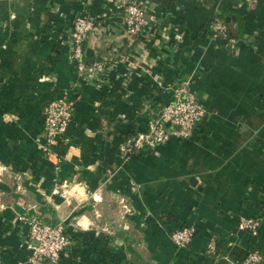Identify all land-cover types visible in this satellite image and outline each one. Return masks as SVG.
Listing matches in <instances>:
<instances>
[{
  "label": "crops",
  "instance_id": "obj_1",
  "mask_svg": "<svg viewBox=\"0 0 264 264\" xmlns=\"http://www.w3.org/2000/svg\"><path fill=\"white\" fill-rule=\"evenodd\" d=\"M82 1L0 0L3 262L30 254L18 198L45 222L62 223L70 244L57 264H238L252 250L264 254V219L256 236L237 229L240 217L264 216V0H147L154 23L132 42L126 0H89L95 28L84 59L104 64L100 84L79 82L68 62L64 37ZM218 15L233 33V17L240 19L232 48L202 34ZM189 78L207 111L192 138H171L126 160L127 140ZM65 92L74 107L56 162L39 149L42 112ZM75 185L87 199L68 194ZM81 216L91 221L87 229ZM185 226L195 233L180 249L170 234ZM210 236L214 256L205 255Z\"/></svg>",
  "mask_w": 264,
  "mask_h": 264
},
{
  "label": "built area",
  "instance_id": "obj_2",
  "mask_svg": "<svg viewBox=\"0 0 264 264\" xmlns=\"http://www.w3.org/2000/svg\"><path fill=\"white\" fill-rule=\"evenodd\" d=\"M89 4V0L81 2L79 14L73 18L65 34L64 43L67 48L68 62L73 66L77 80L83 83L100 84L105 70L104 64L98 61L88 62L84 59L83 44L95 28V19L87 13ZM123 12L125 33L131 42L145 27L154 23V18L149 13L147 0H126ZM209 41L221 42L227 47L233 46L236 42L227 37L225 26L218 19H214L211 23ZM190 85L189 78L170 88V100L161 108L156 117L147 122L145 131L135 133L127 140L123 150L126 160L143 150L163 145L171 138L183 140L192 138L197 124L205 117L207 111L191 90ZM73 107L74 99L65 92L64 95L47 103L42 112L44 141L39 144V149L47 158L54 156L56 162L61 160L57 150L68 144L65 133L72 120ZM61 196L64 197L65 193L62 192ZM15 205L20 209L16 214V219L28 228L25 244L30 254L25 261L14 264H33L40 260H45L49 264H57L65 248L70 244V238L62 223L52 225L45 222L38 215L35 206L21 198L15 201ZM1 209L3 207L0 205ZM263 219L264 216L263 218L240 217L237 229L256 236ZM194 233L193 227L185 226L172 232L170 239L177 248L185 249L192 241ZM216 251V237L210 236L205 255L214 256ZM0 264H5L1 253ZM238 264H264V254L252 250Z\"/></svg>",
  "mask_w": 264,
  "mask_h": 264
},
{
  "label": "trees",
  "instance_id": "obj_3",
  "mask_svg": "<svg viewBox=\"0 0 264 264\" xmlns=\"http://www.w3.org/2000/svg\"><path fill=\"white\" fill-rule=\"evenodd\" d=\"M230 13V12H229ZM232 13L229 14V16L231 15ZM235 20L234 22L236 23V26H235V30H236V33H233L231 32L228 28H227V22H225L224 20V15H218L216 16L215 19H218L220 20L224 26H225V29H226V34H227V37L229 39H232V40H235L237 41L239 38H240V32H242V27H241V23L239 22V18H237L236 16L233 17ZM239 19V20H238ZM213 21V20H212ZM208 23L203 29H202V34L206 36V40L209 41V35H210V32H211V23ZM38 212V215L42 218V216L40 215V212ZM50 224V223H49ZM52 225H55V224H52ZM126 240L129 242V243H133V239L131 237H127ZM127 244V247L129 249V252L131 254H133L135 257H137L138 255L136 254L135 250L134 249H131L130 247V244ZM147 264V263H146Z\"/></svg>",
  "mask_w": 264,
  "mask_h": 264
},
{
  "label": "clouds",
  "instance_id": "obj_4",
  "mask_svg": "<svg viewBox=\"0 0 264 264\" xmlns=\"http://www.w3.org/2000/svg\"><path fill=\"white\" fill-rule=\"evenodd\" d=\"M75 152V149H72L71 147L69 148V154H72ZM50 159H52L53 161H55V157L51 156ZM56 189H53V194H55ZM69 195H75V198L77 199V202L79 203L80 201H83L85 199H87V194L84 190L83 185H75L73 186L71 192L68 193ZM93 199L96 201H99L101 199V197L98 194H93ZM96 215L99 216V212H96ZM78 225L83 228V229H87L88 226L90 225L91 221L86 217V216H81L78 221H77Z\"/></svg>",
  "mask_w": 264,
  "mask_h": 264
}]
</instances>
